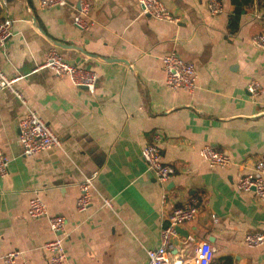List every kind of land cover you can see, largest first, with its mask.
<instances>
[{
    "label": "crops",
    "instance_id": "crops-1",
    "mask_svg": "<svg viewBox=\"0 0 264 264\" xmlns=\"http://www.w3.org/2000/svg\"><path fill=\"white\" fill-rule=\"evenodd\" d=\"M78 1L39 10L37 0H0V20L11 19L12 29L0 68L21 76L15 88L62 142L24 156L17 123L25 108L0 89V150L9 158L0 177V264L11 250L26 264H49L47 217L27 213L34 195L67 220L66 264H146L161 223L193 197L198 211L171 238L170 264H192L204 239L216 249L211 264H264V244L244 241L247 233H264V202L236 191L240 174L264 152V51L251 43L264 33V0L240 10L220 0L217 14L207 0H162L178 23L140 14L137 0H87L88 30L73 23ZM53 45L97 73L93 92L41 67ZM170 51L194 65V92L165 85L161 57ZM251 79L263 86L257 96L247 90ZM154 134L164 162L176 168L165 189L141 157ZM206 144L233 163L210 166L199 153ZM94 172L91 205L77 211L78 184Z\"/></svg>",
    "mask_w": 264,
    "mask_h": 264
},
{
    "label": "built area",
    "instance_id": "built-area-1",
    "mask_svg": "<svg viewBox=\"0 0 264 264\" xmlns=\"http://www.w3.org/2000/svg\"><path fill=\"white\" fill-rule=\"evenodd\" d=\"M68 0H37L39 10H46L56 6L65 5ZM140 14L148 15L158 20L172 23L180 22L162 0H137ZM208 10L212 14L223 11L220 0H207ZM87 0H79L76 14L73 19L75 26L82 30H88L91 23L86 19L89 12ZM264 18V10L262 14ZM12 35L11 19L0 20V48H2ZM254 47L264 51V33H256L251 37ZM162 69L165 77V85L169 89H184L192 93L197 88V74L194 65L179 57L174 51H170L161 57ZM41 67H49L58 77H66L76 87H82L93 92L97 82V73L94 70L84 68L78 63L67 61L53 45L45 55ZM21 78L20 75L8 76L0 68V89H7L14 93L25 108V115L18 123V138L22 145L24 156H33L36 153L51 147L61 148L62 142L59 136L50 128L48 123L40 117L28 105L26 98L15 88L14 84ZM247 90L252 96H257L263 91L261 82L251 79ZM160 135L154 134L153 140L141 149V157L147 166V170L155 177L158 183L165 189L169 180L175 175L176 168L163 160V153L159 146ZM201 157L210 166L229 167L233 162L230 156L223 150L211 144L203 145L199 151ZM9 158L0 150V177L8 172ZM97 172L85 175L78 184L79 195L76 200L77 211H85L91 205L94 196V180ZM236 191L238 193H253L260 201L264 202V152L253 163L251 168L237 179ZM161 203H166L165 191L161 197ZM102 204L112 207L110 198H102ZM199 199L193 197L180 206L173 207L167 215L166 222L161 223L158 244L146 250V264H170L169 248L171 238L176 235V227L188 221L198 211ZM27 213L30 217L46 216L52 239L44 243L43 248L49 253V264H66V252L64 240L68 236L67 220L61 214H49L43 200L34 195L29 199ZM244 241L248 247H257L264 244V233H247ZM215 247L207 239L199 241L193 252L192 264H211L215 255ZM19 250H11L2 256L4 264H26L20 259Z\"/></svg>",
    "mask_w": 264,
    "mask_h": 264
},
{
    "label": "trees",
    "instance_id": "trees-1",
    "mask_svg": "<svg viewBox=\"0 0 264 264\" xmlns=\"http://www.w3.org/2000/svg\"><path fill=\"white\" fill-rule=\"evenodd\" d=\"M248 2L249 0H233V3L235 4L237 10H240L241 6Z\"/></svg>",
    "mask_w": 264,
    "mask_h": 264
},
{
    "label": "water",
    "instance_id": "water-1",
    "mask_svg": "<svg viewBox=\"0 0 264 264\" xmlns=\"http://www.w3.org/2000/svg\"><path fill=\"white\" fill-rule=\"evenodd\" d=\"M179 228H180V226H177V227H176V231H179ZM187 236H188V235H187Z\"/></svg>",
    "mask_w": 264,
    "mask_h": 264
}]
</instances>
